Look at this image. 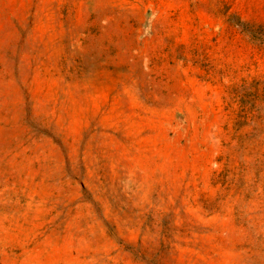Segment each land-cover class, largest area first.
Returning <instances> with one entry per match:
<instances>
[{
  "label": "rangeland",
  "instance_id": "rangeland-1",
  "mask_svg": "<svg viewBox=\"0 0 264 264\" xmlns=\"http://www.w3.org/2000/svg\"><path fill=\"white\" fill-rule=\"evenodd\" d=\"M0 264H264V0H0Z\"/></svg>",
  "mask_w": 264,
  "mask_h": 264
}]
</instances>
